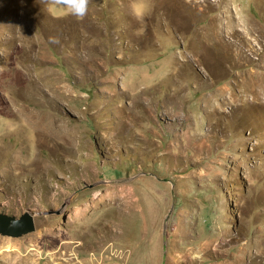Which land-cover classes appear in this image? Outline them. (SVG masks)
<instances>
[{
    "label": "rangeland",
    "instance_id": "rangeland-1",
    "mask_svg": "<svg viewBox=\"0 0 264 264\" xmlns=\"http://www.w3.org/2000/svg\"><path fill=\"white\" fill-rule=\"evenodd\" d=\"M149 4L0 0V264H264V0Z\"/></svg>",
    "mask_w": 264,
    "mask_h": 264
},
{
    "label": "clouds",
    "instance_id": "clouds-1",
    "mask_svg": "<svg viewBox=\"0 0 264 264\" xmlns=\"http://www.w3.org/2000/svg\"><path fill=\"white\" fill-rule=\"evenodd\" d=\"M91 0H57L65 15L82 20L88 15ZM150 12L149 0H129V14L137 22H143ZM142 35V33H137Z\"/></svg>",
    "mask_w": 264,
    "mask_h": 264
},
{
    "label": "water",
    "instance_id": "water-1",
    "mask_svg": "<svg viewBox=\"0 0 264 264\" xmlns=\"http://www.w3.org/2000/svg\"><path fill=\"white\" fill-rule=\"evenodd\" d=\"M33 219L24 214L20 219L0 213V234L11 237H20L34 231Z\"/></svg>",
    "mask_w": 264,
    "mask_h": 264
},
{
    "label": "bare ground",
    "instance_id": "bare-ground-1",
    "mask_svg": "<svg viewBox=\"0 0 264 264\" xmlns=\"http://www.w3.org/2000/svg\"><path fill=\"white\" fill-rule=\"evenodd\" d=\"M133 202H135V199L131 197V193L129 191L121 190L119 192V195H118L119 206L128 207ZM74 215L78 216L79 218L82 217V214L80 212H76Z\"/></svg>",
    "mask_w": 264,
    "mask_h": 264
}]
</instances>
